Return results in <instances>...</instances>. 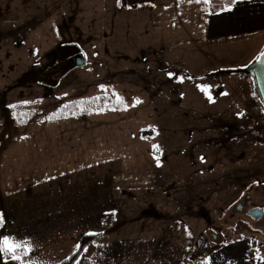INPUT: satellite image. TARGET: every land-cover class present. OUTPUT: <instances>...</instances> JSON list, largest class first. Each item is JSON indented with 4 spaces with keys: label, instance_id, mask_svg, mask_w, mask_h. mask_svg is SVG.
<instances>
[{
    "label": "rangeland",
    "instance_id": "374dc122",
    "mask_svg": "<svg viewBox=\"0 0 264 264\" xmlns=\"http://www.w3.org/2000/svg\"><path fill=\"white\" fill-rule=\"evenodd\" d=\"M207 13L204 0H0V233L30 238L37 264L85 233L99 235L80 264H198L236 241L264 257V103L251 75L220 71L264 46L207 41ZM113 93L123 109L92 110ZM71 101L89 114L43 121ZM67 175L76 220L47 200Z\"/></svg>",
    "mask_w": 264,
    "mask_h": 264
},
{
    "label": "crops",
    "instance_id": "0c3cea01",
    "mask_svg": "<svg viewBox=\"0 0 264 264\" xmlns=\"http://www.w3.org/2000/svg\"><path fill=\"white\" fill-rule=\"evenodd\" d=\"M229 6L232 8L231 11H222L220 9L210 12L208 10L206 14L208 19L206 40L210 41L220 37H247L256 39L260 44V48H262L264 46V0H239L238 3L233 1ZM169 61L176 63L171 60ZM176 64L178 65L179 63ZM57 176L53 175L52 177ZM67 178L69 181L68 190L67 192L63 191L67 195H62L61 199H59V192L53 190V188L58 186H53L49 190L51 193H47V200L48 202H52V204L61 202L62 212L59 213H69L66 217L76 220L75 210L77 208H71L69 204L85 200L82 198V191H80L75 179H71L69 175H67ZM57 206L52 207V212L55 214L59 210ZM220 245L207 254L208 259L205 261L206 264H225L226 262H230L231 264H264V257H261L259 252H256L254 257L248 256V244L245 242H226ZM225 250L228 251L226 255L218 256L221 251Z\"/></svg>",
    "mask_w": 264,
    "mask_h": 264
},
{
    "label": "trees",
    "instance_id": "16d2710c",
    "mask_svg": "<svg viewBox=\"0 0 264 264\" xmlns=\"http://www.w3.org/2000/svg\"><path fill=\"white\" fill-rule=\"evenodd\" d=\"M234 0H210V3H207V8L210 12H215L218 11L220 9H223L225 5H230ZM98 97H108L107 100L104 99H96V106H94L92 108V110H98V111H110V110H120L123 109L124 105L122 103H116L114 102L113 97L109 96V95H100ZM78 101H71L68 102L64 105H68L67 108L64 107V105L59 109V111H57L55 114L48 116L46 119H43V121H59V120H63V119H67L70 117H83L86 116L87 114H89L90 109H80L78 107ZM33 122L30 119H22L21 116L17 117V123L24 125L27 123ZM140 135L142 137H149L151 135H153L152 133H149L148 130L146 129H142L140 130ZM95 236H86L84 234L81 235L79 242L81 244L82 247L87 246L91 241H93L95 239ZM75 251V250H74ZM73 251V252H74ZM73 252L71 254H69L67 257H65L64 259H62L60 262H58L57 264H61V262H63V264H74V260H70L68 259V257H70ZM83 251H80L79 254L76 256V259L79 258V256L82 254ZM248 256L250 257H254L255 253L252 252L251 250L248 249L247 251ZM84 264H88L87 259H84ZM198 264H206L205 261L203 262H198ZM225 264H231L230 262H226Z\"/></svg>",
    "mask_w": 264,
    "mask_h": 264
},
{
    "label": "snow or ice",
    "instance_id": "6c2138e0",
    "mask_svg": "<svg viewBox=\"0 0 264 264\" xmlns=\"http://www.w3.org/2000/svg\"><path fill=\"white\" fill-rule=\"evenodd\" d=\"M199 2V0H197ZM235 3H238L239 0H234ZM204 3H210V0H204ZM232 8L229 5H225L222 11H231ZM261 57H264V53H261ZM258 59H260L258 57ZM261 63H264V59H261ZM172 73H169V76H172ZM183 78H181V81ZM104 86L102 85L101 88ZM200 90L203 92H208L211 88L210 85H201L199 86ZM113 98L117 100L118 103H123V98L118 97L115 93L112 94ZM96 99H104L107 100L108 97H97ZM211 100V96H209ZM135 103H140L137 99ZM134 106V105H133ZM15 107V106H10ZM65 108L68 105H64ZM242 115V114H238ZM154 147H157L154 145ZM203 160V158H201ZM3 216L0 215V226L4 224ZM86 236H95L99 235V233H85ZM80 251L87 252L88 248L86 246L82 247L80 243L75 245V251L73 254L68 257L70 260H74L75 264H80L79 260L76 259V256L79 254ZM34 252V248L32 245V241L30 238H17L12 235L2 234L0 233V259L5 260V264H7V259L10 257L11 260L16 261V264H37V261L31 259V255ZM63 264V262H61Z\"/></svg>",
    "mask_w": 264,
    "mask_h": 264
},
{
    "label": "water",
    "instance_id": "95a60500",
    "mask_svg": "<svg viewBox=\"0 0 264 264\" xmlns=\"http://www.w3.org/2000/svg\"><path fill=\"white\" fill-rule=\"evenodd\" d=\"M261 53H264V48L253 61H251L248 65L244 67L225 68V69H221L220 71H223L225 73H245L251 75L255 81L256 87L258 89V93L264 103V63H261V59H264V57H261ZM258 57L260 59H258ZM83 64H84V56L81 53H76L72 56L71 62L69 65H67L66 69H68L70 65L81 66ZM236 208L240 209L241 204H238ZM248 213L253 219L258 220L261 218L263 214V209L258 207H253L251 210L248 211ZM203 244H204V239L201 240L200 248H202Z\"/></svg>",
    "mask_w": 264,
    "mask_h": 264
}]
</instances>
